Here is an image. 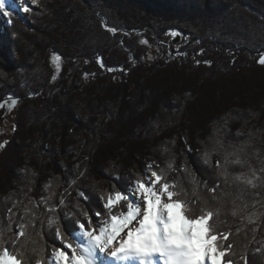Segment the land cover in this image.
Wrapping results in <instances>:
<instances>
[{
	"label": "trees",
	"instance_id": "trees-1",
	"mask_svg": "<svg viewBox=\"0 0 264 264\" xmlns=\"http://www.w3.org/2000/svg\"><path fill=\"white\" fill-rule=\"evenodd\" d=\"M29 2L27 14L11 9L0 23V115L14 110L0 150V238L28 225L16 249L4 247L31 264L51 257V245L71 255L54 228L48 235L42 196L58 204L62 194L65 211L95 217L108 194L174 157L200 181L180 173L188 217L218 212L209 223L221 240L228 233L225 264H264V0ZM225 157L227 176L216 168ZM253 173L255 188L234 179Z\"/></svg>",
	"mask_w": 264,
	"mask_h": 264
},
{
	"label": "snow or ice",
	"instance_id": "snow-or-ice-1",
	"mask_svg": "<svg viewBox=\"0 0 264 264\" xmlns=\"http://www.w3.org/2000/svg\"><path fill=\"white\" fill-rule=\"evenodd\" d=\"M6 6H9V0H0V9ZM23 11L27 12L29 8L25 7ZM10 14L9 11L3 13L5 16ZM108 31L115 32V29L108 28ZM52 59L58 66L60 57L54 55ZM258 62L264 64V57ZM12 103L15 104L16 100ZM185 145L187 146V141ZM187 150L191 152L190 146ZM203 163L211 166V154L207 151L204 153ZM228 163L227 157L223 163L219 160L216 162V168L222 169L220 174L227 176ZM231 163L243 165L245 162L237 157ZM155 167L158 171L153 170V165H147V170L151 171L150 176L145 172L142 178H137L121 190L108 194L103 204L107 211L95 213L99 220L89 217L88 212L80 213L87 219V225L81 222L80 215L64 210L68 204L62 194L58 204L49 203L55 193L42 196L37 205L42 212L50 214L46 217L48 235L51 236L54 228L55 239L64 248L71 249V255L68 257L60 247L51 245V257L45 260L41 254L35 264H225V258L232 248L231 244L224 245L222 242L228 239V233L222 234L221 240L220 235L213 234L214 230L209 223L218 212L203 211L198 217L189 218L187 213L191 209L188 202L179 199L184 191L180 173L188 175L189 183L193 185L198 186L200 181L188 173L186 167H175L174 157L166 162L167 171L177 172V177L171 182L166 178L165 168H160L159 165ZM253 177L248 179L240 174L234 179L255 188V173ZM115 179L118 180L119 177ZM50 185L51 182H48L46 187L50 188ZM204 186L209 192L214 193L216 190L215 187H208L207 183ZM78 196H83L85 200L90 199L83 192L78 193ZM100 199L104 200V197L101 196ZM117 206L121 209L126 206V211L114 212L113 209ZM172 209L179 211L174 214ZM8 211L11 213V208ZM232 214L236 215V212L233 211ZM31 215L33 219L30 223L34 227L36 213L32 212ZM248 219L249 223L253 222L252 217ZM9 220L8 230L11 231V217ZM16 227L18 231L13 236L7 240L0 238V264H31L32 258L27 257L24 251H10L4 247L5 244H10L12 249H16L17 242L21 238H27L28 225L18 223ZM2 235L0 232V237ZM40 252L43 253V248ZM226 264L232 262L228 260Z\"/></svg>",
	"mask_w": 264,
	"mask_h": 264
},
{
	"label": "rangeland",
	"instance_id": "rangeland-1",
	"mask_svg": "<svg viewBox=\"0 0 264 264\" xmlns=\"http://www.w3.org/2000/svg\"><path fill=\"white\" fill-rule=\"evenodd\" d=\"M31 4L29 2V0H27V3H25V0H9V6H6L3 9H0V23L2 20V17L4 18V20H6L5 15H3V13L5 11H11V9H17L19 12L23 13V14H27V12L23 11V9L25 7H30ZM155 50H152V52H154ZM56 56H58L57 54H54ZM53 55V56H54ZM52 56V58H53ZM53 61V59H52ZM53 66L56 72H58L60 70V66H61V59L58 62V66L57 63L53 62ZM13 111L12 108L7 109V111L5 112V114H1L0 116V145H3L2 147H0V150L5 146L6 142L8 141V139L10 137H12L13 132H14V124H13ZM149 163H153L154 161L152 159H148ZM151 173H148V176H150ZM71 250V249H70ZM66 253V252H65ZM66 256L70 257V255L68 253H66ZM66 264V262H65Z\"/></svg>",
	"mask_w": 264,
	"mask_h": 264
},
{
	"label": "bare ground",
	"instance_id": "bare-ground-1",
	"mask_svg": "<svg viewBox=\"0 0 264 264\" xmlns=\"http://www.w3.org/2000/svg\"><path fill=\"white\" fill-rule=\"evenodd\" d=\"M173 213L176 214L179 210L178 209H172ZM177 227H179V222H177Z\"/></svg>",
	"mask_w": 264,
	"mask_h": 264
},
{
	"label": "water",
	"instance_id": "water-1",
	"mask_svg": "<svg viewBox=\"0 0 264 264\" xmlns=\"http://www.w3.org/2000/svg\"><path fill=\"white\" fill-rule=\"evenodd\" d=\"M178 40H179V39H178V38H176V39H174L173 41H174V42H177Z\"/></svg>",
	"mask_w": 264,
	"mask_h": 264
}]
</instances>
